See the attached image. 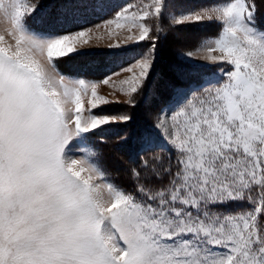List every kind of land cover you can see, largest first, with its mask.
Listing matches in <instances>:
<instances>
[{"label": "rangeland", "instance_id": "rangeland-1", "mask_svg": "<svg viewBox=\"0 0 264 264\" xmlns=\"http://www.w3.org/2000/svg\"><path fill=\"white\" fill-rule=\"evenodd\" d=\"M136 116L141 151L173 152L146 200L87 141ZM263 207L264 31L245 0H0V264H264Z\"/></svg>", "mask_w": 264, "mask_h": 264}, {"label": "trees", "instance_id": "trees-1", "mask_svg": "<svg viewBox=\"0 0 264 264\" xmlns=\"http://www.w3.org/2000/svg\"><path fill=\"white\" fill-rule=\"evenodd\" d=\"M64 1V0H62ZM212 3L229 2L232 0H210ZM250 11L253 12L255 25L264 31V0H245ZM60 1L51 3L50 8L59 6ZM47 8V9H48ZM164 69L168 70L170 66L163 65ZM188 71V70H187ZM184 72V74L187 73ZM180 76L179 74L171 78L172 82L184 85L189 83V78ZM175 86H172L174 88ZM120 127V126H119ZM147 132L144 124L139 122L138 116L133 121L127 123L123 128L106 127L95 130L87 137V141L91 144L97 152L102 161L107 174L112 179L115 186L123 188L136 196V199L146 200L149 195L164 188V180L171 181L172 174L167 169V164L173 152L166 151L159 148H151L149 150H140V140ZM124 136V140H117ZM169 155L166 159V155ZM125 161L123 160V157ZM161 156V160L157 158ZM114 159L119 166L117 168L109 164L108 159ZM161 185L159 186V183ZM249 195H242V199L236 198L229 201V214H237L238 212L249 209L246 205L249 201ZM242 203V206L239 205ZM247 207V208H245ZM261 216L258 220L259 234L262 239L259 241L261 246H264V207L261 208Z\"/></svg>", "mask_w": 264, "mask_h": 264}]
</instances>
